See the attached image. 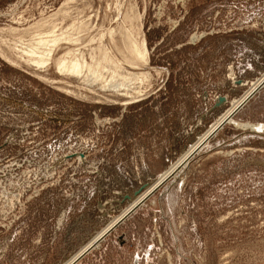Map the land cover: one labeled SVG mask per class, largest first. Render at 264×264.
I'll use <instances>...</instances> for the list:
<instances>
[{"label": "rangeland", "instance_id": "1", "mask_svg": "<svg viewBox=\"0 0 264 264\" xmlns=\"http://www.w3.org/2000/svg\"><path fill=\"white\" fill-rule=\"evenodd\" d=\"M263 73L264 0H0V264L66 262ZM232 119L75 264H264V86Z\"/></svg>", "mask_w": 264, "mask_h": 264}, {"label": "bare ground", "instance_id": "2", "mask_svg": "<svg viewBox=\"0 0 264 264\" xmlns=\"http://www.w3.org/2000/svg\"><path fill=\"white\" fill-rule=\"evenodd\" d=\"M54 32H55V30L52 29V30L48 31L47 33H45V35L43 34L44 35L43 37L42 36H39V39H37V41L32 42V43H30V44L27 45V48L25 50L26 51L25 54H27L28 57L26 58V60L30 64L34 65L36 68H41L45 64H47V60L43 59V55L50 56L49 55V53L51 51L50 49H51V47L55 43H58L59 42L58 40H60V41L63 40V37L66 38V39H64V41L70 39V36H69L70 34L69 35L67 34L68 36H66V37L64 35L63 36L62 35H58L57 37H53L52 34H54ZM111 33H113V32H111ZM72 39L73 38H71V40ZM129 48H130L131 53L134 56H136L137 58H141L144 61H146V57H145L146 56V49H145V44H144V41L143 40L141 41L140 44H137L136 41H132ZM103 60H105V62H109V61H111V58H109L107 55H104L103 56ZM50 61H52V58H51ZM54 63H55V68L61 74H64V75H68V74L70 75L71 74V75L83 77V80L86 79L87 75H89V78H90V75H91V76H93L92 77V80L93 81L94 80L95 81L97 80V81H100L101 82V85H100L101 86V89H102V87L105 88L106 86H109V87L113 88L117 92H118V90H120V89H118V85H120V86H124V85L126 86L127 85L128 86V84L125 83L126 80L130 83L133 79L137 78L135 74H132V75H129V74L125 75L124 74L123 75L120 72L115 71V69H114L113 71H111L110 77H109V79L107 81L104 78V76H103V74H102V72L100 70L101 68L102 69H105V70L107 69V66L105 64H103L102 61L98 60L95 63H87L84 60L83 56H81V58H80V56H76V53H73L72 50L71 51L68 50L63 55H61L58 58H56L55 61H54ZM139 63H140V61H139ZM117 79H119V80L117 81ZM263 80H264V73L255 82H253L250 85V87L247 88V90H245L244 93L238 99L232 101L230 103V106L221 115L218 116V118L207 128V130L204 133H202L198 137V139L192 145H190V147L188 149H186L175 162H173L172 164H170L169 167L161 175H159V177L155 181H153L146 188V190L144 192H142L140 195H138L137 197H135L131 201V203L129 204V206H127L119 215H117L110 222H108L86 244H84V246H82L76 253H74L63 264H71L75 260V258H77L83 251H85L89 247L95 246L97 244V242H99L100 238L115 223L119 222L122 218H124V216H126L132 210V208H134L136 205H138L157 186H159L162 182H164L165 180H168L170 177L174 176L179 170H181L187 164L188 159L192 156V153L198 148V146L204 140H206V138L222 122H224V121H229V123L235 122L232 118H230V114L233 112V110L237 106H239L242 102H244L247 99L248 96H250V94L253 92V90L259 84H261V82H263ZM123 81H125V82H123ZM65 90L68 91V92H72L70 89H68V90L65 89ZM242 125H244V123ZM258 125L257 126L256 125H251V127H254L252 129H255V127L258 128ZM263 128H264V126H262V129Z\"/></svg>", "mask_w": 264, "mask_h": 264}, {"label": "water", "instance_id": "3", "mask_svg": "<svg viewBox=\"0 0 264 264\" xmlns=\"http://www.w3.org/2000/svg\"><path fill=\"white\" fill-rule=\"evenodd\" d=\"M237 83H240V81H237ZM264 86V80L263 82H261V84H259L254 90L253 92L250 94V96L247 97V99L242 102L239 106H237L233 112L230 114V118H233L234 115ZM227 101L226 97L225 96H217V98L215 99V102H214V107H218V106H221L223 105L225 102ZM226 123H229V121H224L222 122L207 138L206 140H204L199 146L198 148L192 153V156L198 151L201 149V147L211 138L213 137L219 129H221ZM189 160V159H188ZM166 181V180H165ZM164 181V182H165ZM164 182H162L159 186H157L150 194H148L138 205H136L134 208H132V210L126 215L124 216V218H122L119 222L115 223L99 240V242L101 240L104 239V237L110 233L119 223H121L128 215H130L132 212L135 211V209L141 204L143 203L150 195L153 194V192L158 189ZM150 184H144L140 189H138L137 191L134 192V197H137L138 195H140L142 192L143 189L146 190V188L149 186ZM127 198H129L131 201L133 200L132 198H130L128 195L126 196ZM97 242V244L99 243ZM96 244V245H97ZM95 245V246H96ZM95 246H92V247H89L88 249H86L85 251H83L77 258H75V260L71 263V264H75L79 259H81L86 253H88L93 247Z\"/></svg>", "mask_w": 264, "mask_h": 264}]
</instances>
